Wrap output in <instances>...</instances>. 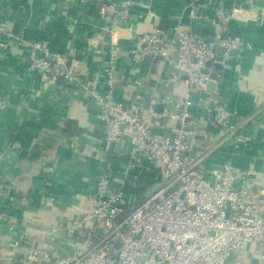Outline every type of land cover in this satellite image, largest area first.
I'll return each mask as SVG.
<instances>
[{
  "label": "crops",
  "instance_id": "obj_1",
  "mask_svg": "<svg viewBox=\"0 0 264 264\" xmlns=\"http://www.w3.org/2000/svg\"><path fill=\"white\" fill-rule=\"evenodd\" d=\"M63 1L0 0V22L13 34L8 48L0 47L2 185L17 196L28 197L27 203L3 207L0 264H18L19 248L25 241L44 243L61 254L82 247L81 242L74 244L75 236L67 226L89 210L100 167H110L113 183L137 197L154 183L158 171V164L138 160L127 172L130 137L107 144L99 128L100 106L94 96L75 84L48 88L42 75L29 68L33 48L28 42H38L73 60L82 81L98 92L105 89L103 69L116 47L112 99L137 103L143 111L154 96L160 100L156 110L170 112L162 99L181 102L188 93V110L197 130L191 153L200 157L207 170L225 161L240 168L253 167L247 200L264 212L259 195L264 189V12L241 14L226 23V32L239 36L242 45L226 58L217 56L214 67L219 77L204 95L185 84L172 55L146 57L135 63L128 49L138 34L156 29L167 39L175 29L198 35L212 33L217 5L221 3L230 12L246 8L247 0H132L125 22L103 20L95 6L101 0ZM256 1L264 7V0ZM105 24L114 28L113 38L103 30ZM215 102L238 113L250 142L224 137L212 118ZM152 122L158 133L178 128L177 120L168 116ZM11 219L13 229L9 228ZM247 247L250 250L254 244ZM248 250L240 256L255 264Z\"/></svg>",
  "mask_w": 264,
  "mask_h": 264
},
{
  "label": "built area",
  "instance_id": "obj_2",
  "mask_svg": "<svg viewBox=\"0 0 264 264\" xmlns=\"http://www.w3.org/2000/svg\"><path fill=\"white\" fill-rule=\"evenodd\" d=\"M95 6L103 20L125 22L130 17L132 0H101ZM254 6V0H247L246 8L226 12L221 3L217 5L212 19L215 30L210 39L177 29L170 39L160 29L142 32L128 49L130 57L137 63L146 57L167 58L174 52L185 84L202 92L209 80L219 77L214 67L216 48L221 47L226 58L230 50L242 45L239 36L226 32V23L232 17L254 13ZM103 30L114 37L112 26L105 24ZM12 35L0 22L1 48H8ZM28 44L33 48L29 68L42 75L45 85L57 79L60 86L79 85L94 96L100 106L99 128L107 144L130 137L127 172L138 160L158 164L153 180L165 183L139 201L113 183L110 167H100L89 210L67 226L75 236L74 244L81 242L82 247L71 254H61L52 252L44 243L25 241L19 248L18 264H251L240 256L247 252L249 244H254L248 252L255 264H264V212L257 203L247 200V184L255 170L240 168L230 161L208 170L200 164V157L191 153L197 130L188 110V93L181 102L162 99L163 103H172L176 114L167 109L157 111L160 100L154 96L143 111L137 103L112 99L116 47L111 49L112 58L103 69L105 89L98 92L82 81L76 66L66 64L63 54L38 42ZM211 107L213 121L226 139L250 142L251 136L243 127L245 122L235 110L217 102ZM164 116L177 120L174 132L153 130L152 121ZM4 159L0 152V219L7 204L28 202L27 196H17L3 187ZM259 195L264 200V189L259 190ZM12 222L14 219L9 223L10 229L14 228Z\"/></svg>",
  "mask_w": 264,
  "mask_h": 264
},
{
  "label": "water",
  "instance_id": "obj_3",
  "mask_svg": "<svg viewBox=\"0 0 264 264\" xmlns=\"http://www.w3.org/2000/svg\"><path fill=\"white\" fill-rule=\"evenodd\" d=\"M63 3L66 4L67 1L64 0ZM255 3H256V5L254 6V11L262 12V13H263V12H264V7H263V5H260L261 2L255 0ZM235 50H237V48H234V49L230 50V51H229V55L232 54V52L235 51ZM216 51H217V56H218L219 54H221V55L223 54V49H222L221 47H217V48H216ZM171 55L175 58V62H176V58H177L176 54H175L174 52H172ZM217 56H216V58H217ZM216 58H215V59H216ZM72 63H74L73 60H71V59H67L66 64H67L68 66L72 65ZM76 64H78V63H76ZM184 77H185V76H184ZM212 83H214V80H209V81L207 82L206 88H205V90L203 91L204 95H206L205 91L211 90V84H212ZM46 86H47L48 88H53L54 86H58V80L55 79L54 81L48 82V83L46 84ZM167 104H168V106L171 107L170 112L173 113V114H176V112L172 109V103L169 102V103H167ZM95 183H96V180H95ZM164 183H165L164 180H158V181L154 182V183H153V184H152V185H151V186H150V187H149L144 193H142V194L138 197V200H139V201L142 200L144 197H146V196H148L149 194H151L154 190H156L160 185H162V184H164ZM183 195H184V193L181 194V196H183Z\"/></svg>",
  "mask_w": 264,
  "mask_h": 264
},
{
  "label": "trees",
  "instance_id": "obj_4",
  "mask_svg": "<svg viewBox=\"0 0 264 264\" xmlns=\"http://www.w3.org/2000/svg\"><path fill=\"white\" fill-rule=\"evenodd\" d=\"M204 36H206L208 39H210V37L212 36V34H211V33H207V34L204 35Z\"/></svg>",
  "mask_w": 264,
  "mask_h": 264
}]
</instances>
